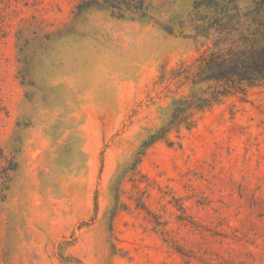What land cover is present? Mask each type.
<instances>
[{
	"label": "rangeland",
	"instance_id": "374dc122",
	"mask_svg": "<svg viewBox=\"0 0 264 264\" xmlns=\"http://www.w3.org/2000/svg\"><path fill=\"white\" fill-rule=\"evenodd\" d=\"M91 1L0 0V264H264V84L140 157L199 0Z\"/></svg>",
	"mask_w": 264,
	"mask_h": 264
},
{
	"label": "trees",
	"instance_id": "16d2710c",
	"mask_svg": "<svg viewBox=\"0 0 264 264\" xmlns=\"http://www.w3.org/2000/svg\"><path fill=\"white\" fill-rule=\"evenodd\" d=\"M88 3L111 11L118 19L147 18L143 0ZM86 7L84 3L75 9L80 13ZM188 23L189 37L199 44L197 57L170 72L168 80L184 92L172 101L162 126L142 143L140 157L171 131L191 129L198 115L225 96L245 95L264 84V0L195 1ZM164 30L173 33L169 27Z\"/></svg>",
	"mask_w": 264,
	"mask_h": 264
}]
</instances>
